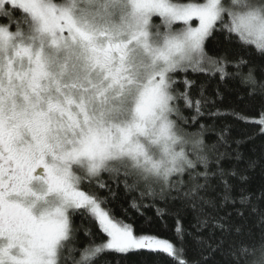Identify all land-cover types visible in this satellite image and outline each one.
<instances>
[{
    "label": "snow or ice",
    "instance_id": "snow-or-ice-1",
    "mask_svg": "<svg viewBox=\"0 0 264 264\" xmlns=\"http://www.w3.org/2000/svg\"><path fill=\"white\" fill-rule=\"evenodd\" d=\"M74 4L75 0L69 5L52 0H0V19L12 21L15 11L26 14L50 46L78 48L87 67L100 76L96 82L89 80L82 89L86 96L80 99L65 92L64 86L55 95H46L42 82L49 74L43 59L23 42H14L21 35L19 30L0 25V50L12 48L14 52L0 60V264H99L97 257L105 252L163 254L168 264H190L185 258L186 237L200 255L198 264H246L249 255L257 256L254 264H264V186L255 192L240 187L237 196L233 183L246 185L250 179L247 171L264 169V157L249 159L238 171L243 154L237 147L233 150L235 162L225 167V161L233 160L232 153L221 150L230 147L227 127L216 133V140L206 142L205 133L214 126L199 122L222 114L202 110L215 101L204 99L202 89L201 98L193 100V82L187 78L189 70L206 73V64L224 73L219 62L205 52L218 23L236 34L241 45H254L264 54V19L255 11L242 13L225 7L224 0H128L131 22L113 27L102 13L91 19L77 17ZM153 24L169 30L159 49L152 47L149 29ZM173 25L179 29L176 35L169 34ZM13 26L19 29V20ZM140 49L154 53L153 61L162 65L147 81L139 76ZM25 58L28 70L17 66V60ZM182 74L183 79L175 78ZM246 79L257 84L251 71ZM178 84L183 90H178ZM259 87L260 92L253 90L250 95L264 96V83ZM181 101L192 115H183ZM115 109L125 119L111 128L103 115ZM230 115L257 125L264 135V103L256 119L237 112ZM189 127L197 130L188 131ZM149 139L173 145L189 162L166 179L144 176L133 162L147 158ZM235 143L239 146L241 141ZM82 161L94 178L81 183L70 165ZM37 181L62 194V208L39 217L34 214L28 198ZM85 182L95 190H83ZM113 185L123 187L124 199L129 193L137 194L128 207L119 204L121 197ZM148 197L179 207L166 211L154 203L144 204ZM237 204L239 217H244L243 209L258 214L256 224L247 231L234 225L230 220L233 213L226 210ZM116 207L124 219L117 217ZM148 208L154 209L155 219L142 210ZM130 211L135 215H129ZM188 212L191 231L183 227ZM76 214L91 218L102 243L76 247L72 219ZM166 215L174 218V241L154 234L159 228L168 230ZM84 233L92 236L90 228Z\"/></svg>",
    "mask_w": 264,
    "mask_h": 264
},
{
    "label": "trees",
    "instance_id": "trees-1",
    "mask_svg": "<svg viewBox=\"0 0 264 264\" xmlns=\"http://www.w3.org/2000/svg\"><path fill=\"white\" fill-rule=\"evenodd\" d=\"M198 2H203V0H198ZM22 12L15 11L13 13L14 17H21ZM7 20L0 19L1 25H6ZM217 30L213 32V38L211 42H206L205 52L206 54L217 60L219 65L221 64L224 68V73L220 72H206V73H193L191 70L187 73V78L192 81L190 88V97L195 100L200 97V91L203 90V98L207 100L215 101L214 104H207L202 109L204 111L212 110L222 114L217 117L211 118H201L200 123L205 124V126H214L212 130L205 133L206 142H212L216 140V133L222 128L227 127L226 139L229 148H221L222 151L227 150L232 153L233 160L225 161V167H229L234 161V151L239 147V151L243 154L242 160L237 165V170L244 169L246 166V161L249 159H258L264 157V135L260 134V129L257 125L252 123H245L239 119L234 118L230 113L237 112L241 115L247 116L250 119L257 118L256 113L260 110L261 104L264 103V96L262 95H250V92L255 90L260 92V84L264 83V54L258 52L254 45H241L236 34L228 33L221 28L218 23L216 26ZM241 59L243 63H241ZM239 65V66H238ZM253 73L254 79L257 81L256 85H253L250 81L246 79L249 72ZM176 79H183V74L181 76L175 77ZM178 90H183L182 85L176 86ZM219 92V95H217ZM181 111L183 115L190 116L193 112L184 107L183 102H180ZM188 131H196V127H189ZM241 141V144L237 146L236 141ZM250 177L249 182L246 185H241L239 181L234 180L233 183L236 185L237 191L234 195H239L238 189L240 187H246L249 191L255 192L264 186V169L257 167L252 170L249 169L246 173ZM103 179L108 180V176H104ZM114 190L117 191L118 196L121 197L119 204L123 207H128L133 196L136 193H129L127 199H124V189L119 187L118 189L113 185ZM82 189L85 191H94V188H89L85 182L82 185ZM140 201L138 200V203ZM144 204L154 203L156 207L165 208L167 210H174V208L179 207V204H173L171 201L164 202L156 199L153 201L151 197L145 198L143 200ZM240 205L237 204L235 207L229 205L226 209L233 213L230 218L234 225L243 226V230L247 231L252 228L257 220L258 214L253 215L249 209H243L244 217H239L236 215L235 208H239ZM264 207V205H262ZM145 211V215L152 216L155 219V213L153 208L142 209ZM117 217L124 219L120 213V208L116 207ZM129 215H135L133 212H129ZM74 228L76 229V240L78 241L76 247L82 249L83 246L88 245L90 242L102 243L103 239L98 231L97 226L92 222L91 218L88 216H81L76 214L72 217ZM169 228L164 231L162 228L154 230V234L161 235L163 238L175 240L173 235V225L174 218L170 215L165 216ZM191 212H188L184 217L183 227L191 231L190 228ZM127 223H131L130 220H125ZM85 228H90L92 236L88 237L84 233ZM187 243L189 245L187 249L186 259L190 261V264H198L200 260V255L195 248L193 241L190 237H186ZM78 254L76 255V257ZM257 256L249 255L246 258V264H254ZM97 260L99 264H168V258L163 254L160 256H153L149 253L140 254H129V255H118L111 252L101 253Z\"/></svg>",
    "mask_w": 264,
    "mask_h": 264
},
{
    "label": "clouds",
    "instance_id": "clouds-1",
    "mask_svg": "<svg viewBox=\"0 0 264 264\" xmlns=\"http://www.w3.org/2000/svg\"><path fill=\"white\" fill-rule=\"evenodd\" d=\"M58 5H69L72 0H52ZM225 7H230L234 11L257 12L261 19H264V0H228ZM74 11L77 17L91 19L98 13L104 14L107 23L113 27L126 26L131 22L128 9V0H75ZM19 20V29L13 25ZM7 25L10 30L16 32L19 30L21 35L16 37L15 43L23 42L32 48L34 54L39 55L47 66L49 78L44 80L43 87L47 90L45 94H56L58 87L64 86V91L80 99L86 96L82 91L86 88L89 80L96 82L100 79L98 73L91 71L79 55V49L72 50L56 49L50 46L46 39H42L39 33L35 31L34 22L31 17L22 13L21 17H13ZM167 30L162 24L156 27L153 24L150 29L153 49H159L164 44V34ZM179 29L172 26L169 34L176 35ZM14 54L12 48L0 50V60L11 57ZM153 54L146 53L143 49L137 51V60L140 64L139 76L141 81H147L162 67L159 62H154ZM17 66L23 70H28L30 65L25 58L23 62L17 60ZM118 103V102H114ZM104 122L111 128H115L124 122L125 114L119 109L105 111L103 115ZM71 138H69V143ZM148 155L138 164L133 162V167L146 177L152 179H166L173 171L182 170L189 162L188 157L178 151L173 145L165 144L163 141L149 139L147 141ZM188 151L192 149L189 147ZM73 176L79 177L81 183L84 179H92L93 175L88 171L86 161L73 162L70 165ZM29 203L34 209V214L39 217L42 215L55 213L63 207L62 194L51 188L44 182H33ZM79 255L76 260L79 261Z\"/></svg>",
    "mask_w": 264,
    "mask_h": 264
},
{
    "label": "rangeland",
    "instance_id": "rangeland-1",
    "mask_svg": "<svg viewBox=\"0 0 264 264\" xmlns=\"http://www.w3.org/2000/svg\"><path fill=\"white\" fill-rule=\"evenodd\" d=\"M224 3L227 4L228 3V0H224ZM14 17V16H13ZM227 19V17L225 18ZM154 23H159V20L158 19H154ZM1 25V24H0ZM194 26H195V22H194ZM213 59V58H212ZM215 60V59H214ZM220 67H223L221 64L219 65ZM205 67L208 69L207 72H215V68L212 66V65H208L206 64ZM253 119H256V118H253Z\"/></svg>",
    "mask_w": 264,
    "mask_h": 264
}]
</instances>
